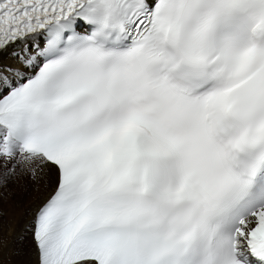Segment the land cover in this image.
Wrapping results in <instances>:
<instances>
[{
	"label": "snow or ice",
	"instance_id": "snow-or-ice-1",
	"mask_svg": "<svg viewBox=\"0 0 264 264\" xmlns=\"http://www.w3.org/2000/svg\"><path fill=\"white\" fill-rule=\"evenodd\" d=\"M26 181L36 264H264V0H0Z\"/></svg>",
	"mask_w": 264,
	"mask_h": 264
},
{
	"label": "bare ground",
	"instance_id": "bare-ground-1",
	"mask_svg": "<svg viewBox=\"0 0 264 264\" xmlns=\"http://www.w3.org/2000/svg\"><path fill=\"white\" fill-rule=\"evenodd\" d=\"M46 196L43 182L26 181L7 191L0 189V211L8 210L9 233L6 236L12 239L10 250L16 264H36L35 246L31 243V234L25 233V229L33 218V210ZM22 234L25 235L23 242L19 239Z\"/></svg>",
	"mask_w": 264,
	"mask_h": 264
},
{
	"label": "rangeland",
	"instance_id": "rangeland-1",
	"mask_svg": "<svg viewBox=\"0 0 264 264\" xmlns=\"http://www.w3.org/2000/svg\"><path fill=\"white\" fill-rule=\"evenodd\" d=\"M7 214H8V210L4 209L0 211V215L3 216L2 218H0V264H16L14 257L12 255V251L10 250L12 239L9 236H6L8 235L6 233L7 232L9 233L7 229L8 227Z\"/></svg>",
	"mask_w": 264,
	"mask_h": 264
}]
</instances>
